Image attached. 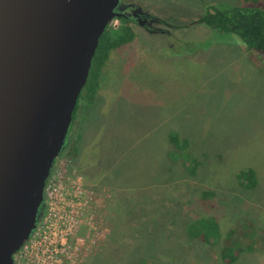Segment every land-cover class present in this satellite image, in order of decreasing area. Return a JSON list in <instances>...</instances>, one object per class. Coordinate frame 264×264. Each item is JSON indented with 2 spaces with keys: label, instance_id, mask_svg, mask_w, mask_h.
<instances>
[{
  "label": "rangeland",
  "instance_id": "374dc122",
  "mask_svg": "<svg viewBox=\"0 0 264 264\" xmlns=\"http://www.w3.org/2000/svg\"><path fill=\"white\" fill-rule=\"evenodd\" d=\"M237 1L118 0L115 11L135 17L136 36L110 51L93 103L77 110L50 170L75 168L105 197L103 239L72 264L139 255L156 264H220L217 247L185 233L187 221L207 214L226 227L247 220L264 234V57L233 33L192 24L207 6ZM170 131L188 140L196 175L175 160ZM247 167L256 172L253 188L236 179ZM203 189L214 191L213 209L199 203ZM235 264H264V247Z\"/></svg>",
  "mask_w": 264,
  "mask_h": 264
},
{
  "label": "water",
  "instance_id": "95a60500",
  "mask_svg": "<svg viewBox=\"0 0 264 264\" xmlns=\"http://www.w3.org/2000/svg\"><path fill=\"white\" fill-rule=\"evenodd\" d=\"M117 3L0 0V264L35 226L99 35L123 14Z\"/></svg>",
  "mask_w": 264,
  "mask_h": 264
},
{
  "label": "trees",
  "instance_id": "16d2710c",
  "mask_svg": "<svg viewBox=\"0 0 264 264\" xmlns=\"http://www.w3.org/2000/svg\"><path fill=\"white\" fill-rule=\"evenodd\" d=\"M264 0H238L229 7L209 5L205 12L196 18L192 24H205L218 32H230L240 38L248 50L259 52L264 57ZM115 10V9H114ZM121 15L113 17L117 25L108 23L98 38V43L93 53L88 76L78 94L69 128L75 122L77 110H87L93 103L100 87V78L103 68L109 58L111 50L118 49L131 43L136 34L132 26L131 18L120 11ZM152 17V15H147ZM161 23L164 20L157 19ZM80 101L83 102L81 106ZM168 140L173 149L170 150L177 158L182 160L187 172L194 176L200 161L188 152V140L181 138L178 133L170 131ZM81 133H76L71 141L68 155L74 157L79 151ZM171 153V152H170ZM169 154V151H168ZM236 179L245 188H253L257 184L256 172L253 168H242L236 173ZM215 193L212 190L203 189L198 194V201L209 209L214 208L213 199ZM44 200L40 203L43 210ZM260 227L245 220L243 223H232L223 226L216 215L207 214L195 217L187 221L185 233L190 240H195L209 247H217V260L220 264H235L243 253H248L264 247V234ZM123 264H156L145 256H134Z\"/></svg>",
  "mask_w": 264,
  "mask_h": 264
},
{
  "label": "built area",
  "instance_id": "2783aa9c",
  "mask_svg": "<svg viewBox=\"0 0 264 264\" xmlns=\"http://www.w3.org/2000/svg\"><path fill=\"white\" fill-rule=\"evenodd\" d=\"M43 200V210L26 241L12 254V264H72L81 249L103 239L105 197L86 185L75 168L50 171Z\"/></svg>",
  "mask_w": 264,
  "mask_h": 264
},
{
  "label": "flooded vegetation",
  "instance_id": "af4514ba",
  "mask_svg": "<svg viewBox=\"0 0 264 264\" xmlns=\"http://www.w3.org/2000/svg\"><path fill=\"white\" fill-rule=\"evenodd\" d=\"M40 214H41V211H39V208H38V212H37L36 220H35L36 222H37V220H38ZM36 222H35V224H36Z\"/></svg>",
  "mask_w": 264,
  "mask_h": 264
}]
</instances>
